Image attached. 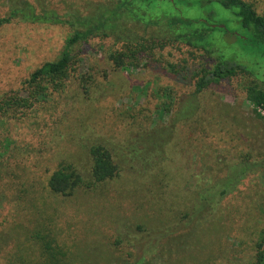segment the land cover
<instances>
[{"label": "rangeland", "instance_id": "obj_1", "mask_svg": "<svg viewBox=\"0 0 264 264\" xmlns=\"http://www.w3.org/2000/svg\"><path fill=\"white\" fill-rule=\"evenodd\" d=\"M18 1L0 0V16H7ZM33 1L62 14L74 8L88 15L108 0ZM245 1L264 14V0ZM180 9L185 19L226 24L234 34H242L233 11L220 5ZM72 33L67 25L26 22L0 28V99L21 91L32 73L56 61ZM210 35L218 39L227 61L247 67L264 82L259 52L243 50L234 35H228L227 42L219 30ZM121 50L114 38L102 36L76 46L66 89L24 121L1 127L0 264H7L9 254L16 252L14 244L27 241L39 222L55 228L76 264H252L264 230L260 173L245 179L199 225L189 224L184 216L211 178L226 175L245 155L255 160L264 153V115L244 90L253 78L245 75L211 85L200 95L196 115L176 121L183 100L194 92L193 73L206 64L210 69L215 59L190 53L191 74L178 76L155 60L118 69L109 57ZM169 55L164 53L162 61L183 60ZM164 105L171 108L163 114ZM152 128L171 131L163 139L165 162L159 174L143 179L123 173L94 192L80 190L72 196L49 192V178L61 164L88 171L87 143L99 141L117 148L114 156H130L136 134Z\"/></svg>", "mask_w": 264, "mask_h": 264}, {"label": "trees", "instance_id": "obj_2", "mask_svg": "<svg viewBox=\"0 0 264 264\" xmlns=\"http://www.w3.org/2000/svg\"><path fill=\"white\" fill-rule=\"evenodd\" d=\"M205 3L233 11L242 34H234L226 24L215 26L210 20L190 21L183 17L180 5ZM15 22L67 25L73 33L56 61L45 63L32 73L23 83L21 91L0 99V129L9 121H24L37 111L36 108L48 104L53 95L63 92L70 77L74 49L95 36L111 37L122 44V50L112 52L109 57L118 69L139 68L142 63L147 61L150 64L155 60L156 64L166 66L172 74L181 76L191 74L188 63L190 53L202 52L215 59L210 69L206 64L199 72L193 73L197 76L194 92L183 100L176 113V121H187L196 115L199 97L211 85L245 75L253 78V83L244 84L247 99L255 106L264 108V88L259 85H264V82L258 80L247 67L227 61L222 56L218 39L210 35L211 31L219 30L220 39L225 41L228 35H234L243 50L250 54L259 52L264 57V14L259 15L252 4L245 0H108L98 3L88 15L74 8L62 14L49 5L40 7L36 1L21 0L17 5H11L7 16H0V28ZM150 29H153V33L149 32ZM166 52L175 61L183 60L162 61ZM165 95L169 96L170 93L165 92ZM170 108L171 105H164L161 112H169ZM142 130L134 137L130 156H114L112 150L117 153V148L99 141L87 143L85 148L91 161L88 171L80 173L72 165L61 164L49 178V192L57 196H72L80 190L90 193L98 185L107 184L123 173L144 179L149 173L162 171L165 162L163 139L171 136V131L159 128ZM259 173L264 177V153L255 160L251 159V155H245L241 162L229 167L226 175L206 182L205 189L198 192L190 205L186 206L184 218L189 220V224L199 225L228 196L235 193L245 179ZM15 227L16 224L13 229ZM26 240L14 244L16 252L9 254L7 264H76L51 225L39 222ZM28 242L31 248L27 247ZM255 248L256 256L252 264H264V230Z\"/></svg>", "mask_w": 264, "mask_h": 264}, {"label": "built area", "instance_id": "obj_3", "mask_svg": "<svg viewBox=\"0 0 264 264\" xmlns=\"http://www.w3.org/2000/svg\"><path fill=\"white\" fill-rule=\"evenodd\" d=\"M259 112L264 115V108H259Z\"/></svg>", "mask_w": 264, "mask_h": 264}]
</instances>
